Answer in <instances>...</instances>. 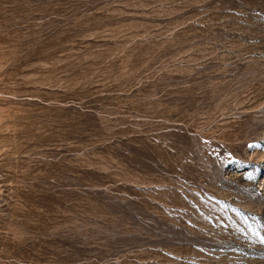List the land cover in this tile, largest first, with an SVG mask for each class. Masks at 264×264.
<instances>
[{
    "label": "rangeland",
    "instance_id": "rangeland-1",
    "mask_svg": "<svg viewBox=\"0 0 264 264\" xmlns=\"http://www.w3.org/2000/svg\"><path fill=\"white\" fill-rule=\"evenodd\" d=\"M264 0H0V264H264Z\"/></svg>",
    "mask_w": 264,
    "mask_h": 264
},
{
    "label": "snow or ice",
    "instance_id": "snow-or-ice-1",
    "mask_svg": "<svg viewBox=\"0 0 264 264\" xmlns=\"http://www.w3.org/2000/svg\"><path fill=\"white\" fill-rule=\"evenodd\" d=\"M262 242H264V240H262Z\"/></svg>",
    "mask_w": 264,
    "mask_h": 264
}]
</instances>
